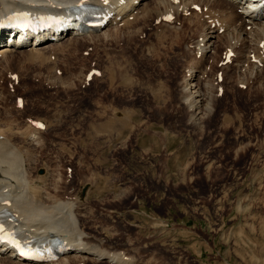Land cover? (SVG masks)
Listing matches in <instances>:
<instances>
[{"label": "rangeland", "instance_id": "rangeland-1", "mask_svg": "<svg viewBox=\"0 0 264 264\" xmlns=\"http://www.w3.org/2000/svg\"><path fill=\"white\" fill-rule=\"evenodd\" d=\"M185 12L0 60V131L35 129L36 143L21 149L30 175L45 169L41 201L68 202L81 240L119 256L67 264H264V68L240 76L217 48L199 61L210 102L191 118L179 86L198 60L181 40L188 48L208 23L227 22ZM175 33L180 44L168 49Z\"/></svg>", "mask_w": 264, "mask_h": 264}, {"label": "bare ground", "instance_id": "bare-ground-1", "mask_svg": "<svg viewBox=\"0 0 264 264\" xmlns=\"http://www.w3.org/2000/svg\"><path fill=\"white\" fill-rule=\"evenodd\" d=\"M148 1L0 0V60L9 59L10 57L13 59V56L15 57L21 52L39 54L63 50L64 47L66 48L70 44L75 47L79 41L88 39L91 42L96 37L97 40L108 41L116 35V32L121 33V36L122 34L125 36V32H131L135 26V24L133 26L132 24L146 13L158 14L157 17L165 20L166 23L163 24L166 25L169 20L176 21L170 14L172 10L175 12L174 16L176 17L180 12L186 13L188 6L189 17H192L193 14L200 16L199 13L208 15L220 13L222 19L227 22L226 30H224L226 26L222 24L223 22L220 26L224 25L222 26L224 29L220 28L219 25V27L215 26L213 23V26L208 23L207 27H200L202 31H199L200 33L196 37H189L188 48L185 41L181 40L182 49L187 52L189 50V55L193 54V57L198 60L197 62L194 61L188 68L186 76L182 78L179 86V101L188 107L191 118L199 119L202 117V112L207 108L208 101L210 102V95L208 101L207 96L209 94L208 87L211 89L210 86L212 84L211 75L208 78L206 77L208 80L206 78L201 79L202 73H198L199 61L205 58V62L208 57L211 58L216 54L217 48L223 46L226 59L230 60V63L235 68H238L239 75L240 73L244 75L242 71H247L248 76L252 77V74H259L261 67L264 68V52H262V50L264 51V8L261 11L248 9L245 2L251 0H153L154 4L152 3L151 6ZM262 5L263 3H261ZM75 7L80 14L93 10L99 15V19L102 20L101 24L83 34H77L73 27H70V32L65 34H63L65 31L53 30L54 19H58L56 24L63 21L64 15L74 11ZM13 13H16L19 17L16 20L12 19V24L9 17ZM169 14L170 18H166ZM218 20L220 21V19ZM189 21L194 22L193 19H189ZM4 27H9V30H4ZM33 29H37V32ZM217 32L223 33L218 35L216 34ZM176 34L178 33L171 35L173 42H175L172 43L170 40L167 46L168 49L173 44L176 45L177 41L180 44ZM189 35H191V32H189ZM9 36L16 37L14 40H8ZM46 38L49 39L42 41ZM29 40H31L30 43ZM22 44L25 46H19ZM190 45L192 46L190 47ZM73 53L69 55H73ZM45 56L44 59H46ZM220 71L223 72L222 69ZM239 81L241 82V80ZM239 81H237L238 85H242ZM245 82H243V85ZM212 87L215 88L214 85ZM25 127L27 128L17 127L12 129L8 126L9 133L6 135L0 131V238L4 232L14 233L19 238V241H25L34 248L44 249L48 243L46 239L55 236L60 239L62 253L55 258H48L47 253L49 252L43 250V259L41 261H31L27 256L19 254L16 248L8 245V242L2 241L0 244V264H67L69 260H78V257L90 259L95 255L108 261H118L119 256L117 254H105V252L103 253L99 248L95 247L94 244L88 245L81 240L83 235L78 233L79 231L77 232L75 228L76 225L72 219L73 215L69 209L71 205L69 206L68 202L57 200L50 202V205H48L41 201L40 198L43 195L41 194L40 180L46 172L40 166L42 169L39 168L37 172L43 170V173L38 172L40 175L34 173L30 175L33 168L36 170V166L34 164H32L33 168L30 166L29 155L23 153L21 147H25L26 144L36 143V135H33L34 131H31L35 130L34 128L29 130L27 125ZM14 138L20 139L19 142H16ZM120 254L125 260L127 259L122 253ZM121 262L125 261L122 260Z\"/></svg>", "mask_w": 264, "mask_h": 264}, {"label": "water", "instance_id": "water-1", "mask_svg": "<svg viewBox=\"0 0 264 264\" xmlns=\"http://www.w3.org/2000/svg\"><path fill=\"white\" fill-rule=\"evenodd\" d=\"M57 241V240H56Z\"/></svg>", "mask_w": 264, "mask_h": 264}]
</instances>
